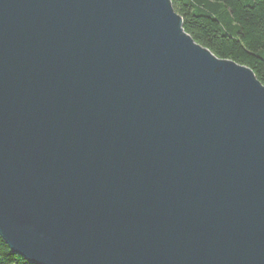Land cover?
I'll use <instances>...</instances> for the list:
<instances>
[{"label": "water", "instance_id": "water-1", "mask_svg": "<svg viewBox=\"0 0 264 264\" xmlns=\"http://www.w3.org/2000/svg\"><path fill=\"white\" fill-rule=\"evenodd\" d=\"M171 0H0V236L30 264H264V85Z\"/></svg>", "mask_w": 264, "mask_h": 264}, {"label": "trees", "instance_id": "trees-1", "mask_svg": "<svg viewBox=\"0 0 264 264\" xmlns=\"http://www.w3.org/2000/svg\"><path fill=\"white\" fill-rule=\"evenodd\" d=\"M185 33L216 57L250 68L264 85V0H171ZM0 264H30L0 236Z\"/></svg>", "mask_w": 264, "mask_h": 264}]
</instances>
